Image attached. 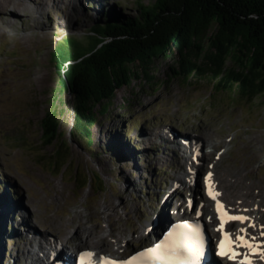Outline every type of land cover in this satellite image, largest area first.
Returning a JSON list of instances; mask_svg holds the SVG:
<instances>
[{"label": "rangeland", "instance_id": "1", "mask_svg": "<svg viewBox=\"0 0 264 264\" xmlns=\"http://www.w3.org/2000/svg\"><path fill=\"white\" fill-rule=\"evenodd\" d=\"M154 1L35 0L12 11L17 17L13 25L0 23V264H23L33 256L27 253L32 245L24 260L20 255L28 244V223L70 250L96 248L124 256L151 244L155 235L146 234L147 224L162 214L171 219L167 196L178 202L187 194L186 185L174 181L185 161L165 138L168 129L177 136H201L207 148L220 143L215 148L222 153L218 175L229 179H224L228 195L250 186L249 195L261 198L264 208V99L216 92L208 79L168 78L176 54L154 62L153 81L141 74L116 91L89 140L72 136L73 100L51 60L55 45L66 39L86 44L91 26L111 15L135 16L136 5ZM48 110L58 116L59 143L68 158L63 167L65 158L53 159L59 144L41 140V120ZM55 193L58 199L51 203ZM22 210L23 216H12ZM77 225L105 230L110 240L80 241L74 237ZM68 230L74 236L66 241ZM115 238L118 245L110 243Z\"/></svg>", "mask_w": 264, "mask_h": 264}, {"label": "trees", "instance_id": "2", "mask_svg": "<svg viewBox=\"0 0 264 264\" xmlns=\"http://www.w3.org/2000/svg\"><path fill=\"white\" fill-rule=\"evenodd\" d=\"M136 8L135 16L111 15L91 26L86 44L66 39L51 53L73 100L74 138L89 140L116 91L141 74L154 79V62L171 54L177 59L168 78L208 79L216 92L264 97V0H155ZM41 128L44 145L59 144L53 159L65 158L63 167L68 158L55 110L45 113Z\"/></svg>", "mask_w": 264, "mask_h": 264}, {"label": "bare ground", "instance_id": "3", "mask_svg": "<svg viewBox=\"0 0 264 264\" xmlns=\"http://www.w3.org/2000/svg\"><path fill=\"white\" fill-rule=\"evenodd\" d=\"M34 2H35V0H0V7H2L1 10H0V23L3 22L7 26L13 25L14 20H15V18L17 19V17L15 16V14L12 13V11H15L17 8L21 9L22 7H25V6L29 5V4L34 3ZM35 4H37V3H35ZM10 18H11V21H8V19H10ZM169 132H168V134H171ZM165 138L169 139L170 137L165 135ZM200 140H202L201 143H202V147H203L204 146V142H203V139L201 137H200ZM228 142L226 141V143H228ZM218 145H220V143H213V145L210 146V148L214 149ZM211 154L212 153H210V152H206V154L204 156V159H208L209 155H211ZM211 157H213V156H211ZM221 162H222V157L220 156L218 158V161L217 162H213V163L211 162V166L209 167L208 171H210L212 173L211 189L216 194L218 193L219 194L218 197L220 199H223L227 203V210L230 211L231 214H234V215L243 214V215H245V217L249 218V220L244 222V223L238 222L235 225L234 229L241 234V232L239 230L241 228H245L246 232H247V234L249 236L255 237V240L262 242V246H264V235H262V232H264V211H262L263 205H262V202H261V198H259L258 196H252L251 197V195H249L250 194L249 190L251 188L250 186L246 187V188H243L242 191H239L238 195L230 197L228 195L227 189L225 188L226 187L225 186L226 182L229 181V179L225 178V176L223 177L221 175H218V167H219ZM225 173H226V171H225ZM185 176H188V175H187V173L185 171H183L181 175L177 176L174 179V181L177 182V183H181V184L185 185L184 184V183H186L185 179H184ZM231 177H232V175H231ZM229 178H230V176H229ZM224 179L227 180V181H225ZM231 180L232 179H230V181ZM260 192H262L261 193L262 196L260 195V197H264V186H262ZM58 196L59 195H56V193L53 194L52 196H50L49 198H51V203L56 202V200L58 199ZM255 198H259L260 201L258 203H255L253 201V200H256ZM187 201H188V205H190L191 204V200H187ZM201 201H202V199H201ZM251 207L253 209L249 210V208H251ZM203 209L206 211L208 216L212 215V211L210 210V205L209 204H206ZM263 210H264V208H263ZM17 213H20L22 216H23V214H26L24 212V210H22V211H19V212H13L12 216L17 214ZM76 217H78V216H76ZM73 218H74V216L72 217V220H73ZM164 222H165V217L162 214V215H160L158 217V220L149 222L147 224L146 228L153 226L152 231H154V233H155V230H157L158 227L162 226L164 224ZM62 224L64 226L67 225V223H65V222L62 223ZM32 226H33V224L28 223L27 229H25L26 232L28 233V234L25 235V236H27L28 244L25 242V244L23 246L24 249L21 251L20 255L22 257V260H24V257L26 256L27 246H29V245L31 246L32 245V248L34 247L33 250H28L27 253L30 254V255H33V256H31L29 261H25L23 264H36V259L38 258V256H37L38 251H40V252H44L45 251V247L42 245V241L45 242V241H49L51 239V237H49L47 235L38 234L37 230L34 229V228L30 229V227H32ZM101 228H103V227H101ZM114 233H116V232H114ZM210 233H211L212 236L214 235V231L213 230H210ZM85 234H86V238H84ZM110 234L109 233L106 234L105 230L101 231V230L93 229V230L87 231L83 227L77 225L75 227V234H74L75 236L73 234H71V232L68 230V231L65 232L64 239L66 241L67 240H71L72 237L74 236L77 239H79L80 241H84L86 239L89 240V238H90L92 240L94 239L95 241L97 239H99V241L103 243L109 237ZM242 234H244V233H242ZM35 235H36V237H34ZM119 241H120L119 238H115L110 243L118 245L120 243ZM84 242H86V241H84ZM107 244H108V242H107ZM93 249L95 250L96 248H93ZM98 253L101 254L102 252H98ZM254 264H264V256L260 255V256L256 257L255 260H254Z\"/></svg>", "mask_w": 264, "mask_h": 264}, {"label": "snow or ice", "instance_id": "4", "mask_svg": "<svg viewBox=\"0 0 264 264\" xmlns=\"http://www.w3.org/2000/svg\"><path fill=\"white\" fill-rule=\"evenodd\" d=\"M209 195L212 199L216 200L217 194H213L211 188L209 189ZM218 213L220 214V220L221 224L218 228V231H222L224 233V239L220 242V248L221 252L220 254L222 256L224 255H230L231 259H236L237 253L234 250L236 248V243L233 242L232 233L228 231H224L225 225L228 222L231 221H240L241 223H244L249 220L248 217L245 216H237V215H231L229 214L228 210L224 207V205L219 204L218 202ZM254 226V225H253ZM188 227H192L189 225ZM241 233H244V235L236 237V240L239 241V243L248 249L253 250V255H261L264 256V246L256 245L255 243H252V241L255 240V237H251L247 234L245 228H241L239 230ZM262 235H264V232H262ZM194 251V254L196 257L199 256V249H190L187 245L181 244V245H169V246H162L157 245L156 248H150L146 249L144 253H140L141 256H145L146 254L149 255V259L154 260H160L162 261V264H174V261L168 259L169 257L173 256H183L186 253ZM84 255H91V253H86ZM241 264H253V262L248 259L247 254H244V260L241 262Z\"/></svg>", "mask_w": 264, "mask_h": 264}, {"label": "water", "instance_id": "5", "mask_svg": "<svg viewBox=\"0 0 264 264\" xmlns=\"http://www.w3.org/2000/svg\"><path fill=\"white\" fill-rule=\"evenodd\" d=\"M248 18H257V15H255V14H251V15H249L248 16ZM70 40H75V39H70ZM77 41V40H76ZM80 42V41H79ZM81 43V42H80ZM258 97V96H257ZM259 97H262L263 99H264V97L263 96H259Z\"/></svg>", "mask_w": 264, "mask_h": 264}]
</instances>
